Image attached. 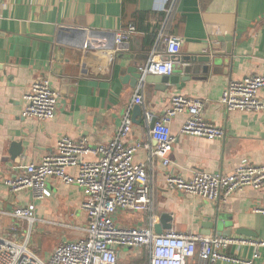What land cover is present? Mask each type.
Returning a JSON list of instances; mask_svg holds the SVG:
<instances>
[{"label": "crops", "instance_id": "obj_1", "mask_svg": "<svg viewBox=\"0 0 264 264\" xmlns=\"http://www.w3.org/2000/svg\"><path fill=\"white\" fill-rule=\"evenodd\" d=\"M131 26L136 33L119 46L118 34ZM66 29L85 35L63 33ZM170 37L182 40L171 76L178 83L157 90L155 84L143 82L146 109L157 119L177 95L200 100L203 118L222 128L225 137L209 141L182 135L189 114L183 112L172 119L170 127L177 137L170 154L172 164L165 167L154 158L149 168L155 225L166 214L171 217V229L164 233L219 237L213 231L209 234L203 224L212 225L220 217L219 230L235 240L227 254L251 260L258 253L255 264H264V248L248 243L264 241V215L257 213L264 204V189L245 188L225 202L213 203L171 191L166 185L171 170L188 180L199 172L231 174L245 161L264 165V109L227 112L220 103L231 82L264 75V0H0V211L33 203L40 220L34 230L46 234L64 231L47 257L62 243L85 237L75 229L88 221L80 208L82 190L49 178L45 187L51 197L35 201L31 190L12 193L5 182L22 175L21 167L56 152L63 137L85 140L92 148L111 142L143 81L134 83L136 78L128 71L140 68L153 55H162ZM42 80L49 81L60 95L56 117L44 121L24 118L26 96ZM259 96L264 104V89ZM133 110L134 126L127 144L141 142L156 149L158 144L149 137L144 122L139 125L133 119ZM13 142H20L23 148L15 161L10 156ZM148 157V149L142 148L135 161L148 165ZM70 174L77 172L70 170ZM124 212L130 211L118 215ZM138 213L142 215L134 220L126 215L128 221L116 222L124 228L147 226L150 214ZM12 226L9 218L0 216V234L4 229L10 232ZM141 251L123 250L120 260L140 263ZM202 263L197 256L188 262Z\"/></svg>", "mask_w": 264, "mask_h": 264}, {"label": "built area", "instance_id": "obj_2", "mask_svg": "<svg viewBox=\"0 0 264 264\" xmlns=\"http://www.w3.org/2000/svg\"><path fill=\"white\" fill-rule=\"evenodd\" d=\"M135 33V26L121 31L116 43L119 46L128 43ZM181 45V39L168 38L165 54L153 55L140 66L142 80L149 75L171 77L175 72L174 58L180 54ZM143 81L111 142L92 148L85 140L74 141L63 137L57 143L56 152L47 155L39 163L21 167L24 172L22 175L5 182L12 193L31 190L35 201H45L51 197V192L45 187L49 178H55L64 185L80 187L84 197L80 208L86 214L87 224L82 228L65 226L84 232L85 237L62 243L48 259H42L30 249L31 234L40 221L36 218L35 204L18 207L10 212L0 211V216L9 218L13 225L10 234H0V264H136L122 263L120 253L143 248L148 250L149 256L147 262L142 264H188L196 256L202 264H255L259 259L258 253L251 260L227 254V249L235 243L232 238L155 233L153 177L149 168L154 158H159L165 167L172 164L170 154L177 142L170 127L172 119L183 112L189 114L181 129L182 135L214 141L223 139L225 131L203 118V102L181 95L172 98L166 113L157 118L151 128L154 116L145 106ZM262 89L264 75L248 76L231 82L223 92L220 103L227 112H261L264 109L259 96ZM59 98V93L49 81H37L26 96L27 106L22 116L40 121L53 120ZM136 105L143 109V122L149 137L158 144L156 149L144 146L141 142H126L134 126L131 113ZM142 148L149 151L148 165L135 161V155ZM90 156L96 157V160H87ZM70 170H76L77 174H70ZM166 185L171 191H180L209 202H225L245 188L264 189V165L256 166L245 161L231 174L199 172L188 180L171 170L166 177ZM123 211L149 213L147 226H119L116 216ZM257 213L264 215V204ZM21 223H26L27 234L24 237L16 231ZM248 243L264 248V241Z\"/></svg>", "mask_w": 264, "mask_h": 264}, {"label": "water", "instance_id": "obj_3", "mask_svg": "<svg viewBox=\"0 0 264 264\" xmlns=\"http://www.w3.org/2000/svg\"><path fill=\"white\" fill-rule=\"evenodd\" d=\"M62 32L63 33H69L71 35H74V34H82L83 35L84 34V33H79V30H72V29H66V30H63ZM134 73H135V75H134ZM128 74L132 75L136 78V81H134V83L136 82V84H138L142 80V75L140 74L139 68H137V67L130 69L128 71ZM153 78H156V77H153ZM158 78H160V80L159 79H152L151 77H145L143 82L147 83V84H155L157 86V88H156L157 90H164L165 89V88L161 87V85L173 86V85H176L178 83L177 79L174 77H159L158 76ZM137 118H139V119L137 120ZM133 119H135V121L139 125L142 124V122H143V109L141 106L136 105L134 107ZM155 122H156V119L154 118L152 123H151V128L154 126ZM22 154H23V148H22L21 143L20 142L19 143L13 142L11 144V147H10L11 160L15 161L17 158L21 157ZM170 223H171L170 215H166V214L163 215L161 217L160 224L155 225V227H154L155 233L158 235H161L164 233L165 230H170L171 229ZM222 224H223L222 218L217 217L213 221L212 225L211 224H203V227H208V229L210 230L209 234H211V231H213L219 237L229 236L230 234L227 235L222 230H219V227ZM239 234L245 235L246 232H239Z\"/></svg>", "mask_w": 264, "mask_h": 264}, {"label": "rangeland", "instance_id": "obj_4", "mask_svg": "<svg viewBox=\"0 0 264 264\" xmlns=\"http://www.w3.org/2000/svg\"><path fill=\"white\" fill-rule=\"evenodd\" d=\"M126 215L130 216L131 220H134V219H136L137 215L140 216V215H142V213L124 212L122 215L116 216V219H119L121 221H123V220L128 221L129 218H127ZM16 231L21 237H24L27 234L26 223L19 224V226L16 227ZM63 232L64 231L61 230V231H58V232H53V233L46 234V233H43V232H38V230L35 229L32 232V234H31L30 249H32V250L35 249L36 252H38V254L40 255V257L42 259H45L47 257L46 256L47 251L52 246H54L56 243L61 241V236H62ZM68 232H70V231H68ZM1 233L2 234H5V233L10 234L11 232H6V230L4 229V230H2ZM65 233H66V231H65ZM74 233H75V235L77 234L78 237H79V235L82 234V233H79V232H74ZM39 238L42 241V246L41 247H38ZM82 238H83V236H82ZM46 259H48V257Z\"/></svg>", "mask_w": 264, "mask_h": 264}, {"label": "trees", "instance_id": "obj_5", "mask_svg": "<svg viewBox=\"0 0 264 264\" xmlns=\"http://www.w3.org/2000/svg\"><path fill=\"white\" fill-rule=\"evenodd\" d=\"M165 51H166V49L164 50V52L162 53V55L165 54ZM141 250L142 251H141V254L139 256L141 257V260L140 261H142V262L136 263V264L146 263L147 260H148V256H149L148 250L146 248H143Z\"/></svg>", "mask_w": 264, "mask_h": 264}]
</instances>
